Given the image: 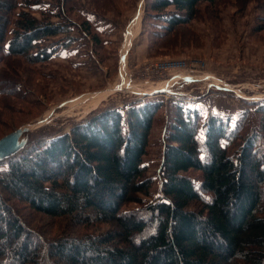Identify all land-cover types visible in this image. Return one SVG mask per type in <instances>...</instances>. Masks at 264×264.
<instances>
[{
    "label": "trees",
    "instance_id": "obj_1",
    "mask_svg": "<svg viewBox=\"0 0 264 264\" xmlns=\"http://www.w3.org/2000/svg\"><path fill=\"white\" fill-rule=\"evenodd\" d=\"M18 1L27 11L17 12L6 41ZM219 1L150 0L144 19L163 22V34H171L196 20L200 5ZM39 2L0 0L5 55L45 62L52 54L46 41L67 35V27L31 15ZM10 82L2 80V96ZM148 98L90 111L69 132L30 138L0 161V264H264V100L256 127L248 112L235 123L210 114L201 125L196 109L175 104L158 196L144 204L152 181L142 161L164 106ZM13 203L28 218L58 220L59 231L33 230ZM130 204L140 207L125 209Z\"/></svg>",
    "mask_w": 264,
    "mask_h": 264
},
{
    "label": "rangeland",
    "instance_id": "obj_2",
    "mask_svg": "<svg viewBox=\"0 0 264 264\" xmlns=\"http://www.w3.org/2000/svg\"><path fill=\"white\" fill-rule=\"evenodd\" d=\"M59 1L31 4L37 10L31 12L34 18L48 19L68 30L67 35L46 41L52 46L48 60L31 63L20 56L5 55L0 46V89L3 79L11 81L8 95L0 94V138L20 126L30 129L27 143L30 138L67 133L87 115L82 112L83 103L71 106L69 102L99 91L111 89L90 111L121 107L145 95L149 100L162 99L164 106L155 115L142 161L152 181L150 197L143 198L145 204L158 196L164 133L175 104L196 109L201 125L210 114L230 117L235 123L248 112V123L257 126L260 115L255 112L256 104L264 100V0L202 4L196 20L171 34H163V22L144 19L150 0ZM20 3L23 5L18 1L6 41L17 12L27 11ZM138 10V32L128 37ZM82 22L89 24V35L82 32ZM94 33L98 45L91 39ZM234 123L230 126L235 127ZM3 168L5 165H0ZM139 207L130 204L125 209ZM18 211L33 230L55 234L60 229L58 220L33 212L28 218L26 208Z\"/></svg>",
    "mask_w": 264,
    "mask_h": 264
},
{
    "label": "water",
    "instance_id": "obj_3",
    "mask_svg": "<svg viewBox=\"0 0 264 264\" xmlns=\"http://www.w3.org/2000/svg\"><path fill=\"white\" fill-rule=\"evenodd\" d=\"M28 131H30L29 127L20 126L0 138V161L14 156L26 146Z\"/></svg>",
    "mask_w": 264,
    "mask_h": 264
},
{
    "label": "bare ground",
    "instance_id": "obj_4",
    "mask_svg": "<svg viewBox=\"0 0 264 264\" xmlns=\"http://www.w3.org/2000/svg\"><path fill=\"white\" fill-rule=\"evenodd\" d=\"M141 10H138L133 21L130 23L128 30V37L134 36L139 29V19H140ZM127 37V36H126ZM127 41V40H126ZM125 47V46H124ZM121 65V64H120ZM121 72V71H120ZM160 88V87H159ZM158 89V88H157ZM111 93V89L99 91L93 94L85 95L82 97H78L69 102L71 106L77 105L79 103H83V114L88 113L90 110L95 109L98 105L105 100L108 94Z\"/></svg>",
    "mask_w": 264,
    "mask_h": 264
}]
</instances>
